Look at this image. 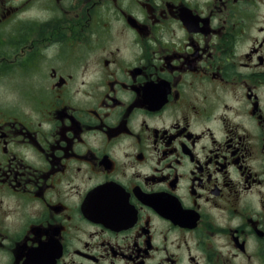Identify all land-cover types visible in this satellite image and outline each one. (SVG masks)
Wrapping results in <instances>:
<instances>
[{"label": "flooded vegetation", "instance_id": "af4514ba", "mask_svg": "<svg viewBox=\"0 0 264 264\" xmlns=\"http://www.w3.org/2000/svg\"><path fill=\"white\" fill-rule=\"evenodd\" d=\"M0 264H264V0H0Z\"/></svg>", "mask_w": 264, "mask_h": 264}]
</instances>
